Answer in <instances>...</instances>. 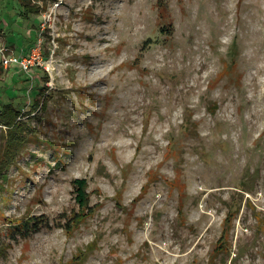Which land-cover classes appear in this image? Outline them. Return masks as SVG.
I'll return each mask as SVG.
<instances>
[{
  "label": "rangeland",
  "instance_id": "obj_1",
  "mask_svg": "<svg viewBox=\"0 0 264 264\" xmlns=\"http://www.w3.org/2000/svg\"><path fill=\"white\" fill-rule=\"evenodd\" d=\"M25 2L0 0V56L36 53L0 63L26 138L0 264H264V0Z\"/></svg>",
  "mask_w": 264,
  "mask_h": 264
},
{
  "label": "trees",
  "instance_id": "obj_2",
  "mask_svg": "<svg viewBox=\"0 0 264 264\" xmlns=\"http://www.w3.org/2000/svg\"><path fill=\"white\" fill-rule=\"evenodd\" d=\"M22 10L24 18H29V14L37 13L35 10L25 2V0H16ZM33 106V105H32ZM20 111L16 110L11 103L3 104L0 107V128L6 130V141L2 147V158L0 161V172L5 169L6 165L16 158L19 149L26 140L25 135L22 134V126L18 122ZM1 131V130H0ZM72 187L74 189L75 201L78 204L80 210L87 208V197H86V182L83 179H75L72 181ZM48 223L46 220L40 217H31L23 222H19L11 226L10 232L13 234L20 235L22 237L28 236L32 232H37L41 227L46 226ZM226 233H222L217 243L212 250L210 260L218 256L225 248Z\"/></svg>",
  "mask_w": 264,
  "mask_h": 264
},
{
  "label": "built area",
  "instance_id": "obj_3",
  "mask_svg": "<svg viewBox=\"0 0 264 264\" xmlns=\"http://www.w3.org/2000/svg\"><path fill=\"white\" fill-rule=\"evenodd\" d=\"M35 57L36 53L34 51H32L29 56H24L21 58L1 55L0 63L4 68L9 67L11 65H16L20 70L28 71L29 68L33 65Z\"/></svg>",
  "mask_w": 264,
  "mask_h": 264
}]
</instances>
